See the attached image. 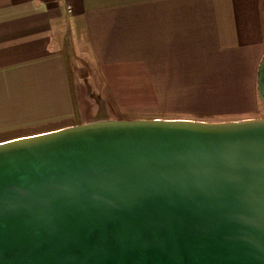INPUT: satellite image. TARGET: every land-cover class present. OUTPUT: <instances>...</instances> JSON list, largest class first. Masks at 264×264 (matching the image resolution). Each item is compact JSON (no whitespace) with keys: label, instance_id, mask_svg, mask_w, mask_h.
<instances>
[{"label":"water","instance_id":"water-1","mask_svg":"<svg viewBox=\"0 0 264 264\" xmlns=\"http://www.w3.org/2000/svg\"><path fill=\"white\" fill-rule=\"evenodd\" d=\"M0 264H264V117L0 142Z\"/></svg>","mask_w":264,"mask_h":264},{"label":"crops","instance_id":"crops-1","mask_svg":"<svg viewBox=\"0 0 264 264\" xmlns=\"http://www.w3.org/2000/svg\"><path fill=\"white\" fill-rule=\"evenodd\" d=\"M263 55L264 0H0V142L73 126L81 71L122 118L263 117Z\"/></svg>","mask_w":264,"mask_h":264},{"label":"rangeland","instance_id":"rangeland-1","mask_svg":"<svg viewBox=\"0 0 264 264\" xmlns=\"http://www.w3.org/2000/svg\"><path fill=\"white\" fill-rule=\"evenodd\" d=\"M81 73L84 74V81L83 84H80V86L77 87L78 93H77V109H78V116L75 120V124H83L88 119H94L90 121H96V120H105V119H145V118H122V112L118 109H112L108 106V104L105 102L103 104V101H99L97 99V96L95 91L101 92V94L105 95L106 88H103V86H96L93 85V80L90 79V75H85L84 71H81ZM102 87V88H100ZM100 95V94H99ZM259 103L261 111L264 115V101L262 100L261 96L259 95ZM107 105V106H106ZM109 117V118H106ZM264 117V116H263ZM89 122V121H87ZM74 124V125H75Z\"/></svg>","mask_w":264,"mask_h":264}]
</instances>
